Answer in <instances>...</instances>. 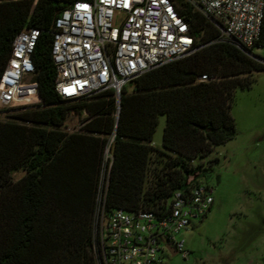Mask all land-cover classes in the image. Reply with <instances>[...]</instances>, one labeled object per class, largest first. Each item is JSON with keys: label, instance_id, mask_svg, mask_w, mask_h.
<instances>
[{"label": "trees", "instance_id": "1", "mask_svg": "<svg viewBox=\"0 0 264 264\" xmlns=\"http://www.w3.org/2000/svg\"><path fill=\"white\" fill-rule=\"evenodd\" d=\"M76 1L84 0H0V77L15 37L41 31L32 57L41 103L0 121V264H97L93 221L107 151L106 212L168 213L176 192L202 185L207 168L200 161L236 138L235 91L250 89L253 73L264 70L189 0H172L194 37V54L130 82L120 102L112 90L62 99L53 26ZM256 47H264V22ZM72 112L86 115L68 133ZM162 116L158 149L152 144Z\"/></svg>", "mask_w": 264, "mask_h": 264}, {"label": "built area", "instance_id": "2", "mask_svg": "<svg viewBox=\"0 0 264 264\" xmlns=\"http://www.w3.org/2000/svg\"><path fill=\"white\" fill-rule=\"evenodd\" d=\"M37 2L38 0H34ZM225 40L253 51L261 40L264 0H189ZM41 31L26 29L14 39L0 77V115L41 103L33 54ZM51 53L55 88L62 99H87L122 90L142 75L194 54V37L172 0H84L63 10L53 26ZM249 56V55H248ZM252 59L264 65L259 56ZM202 81L207 80L203 76ZM107 162L112 159L107 151ZM108 173L103 170L94 214L97 264H162L161 250L189 256L176 236L203 219L214 204L205 185L176 192L169 212L105 208Z\"/></svg>", "mask_w": 264, "mask_h": 264}, {"label": "rangeland", "instance_id": "3", "mask_svg": "<svg viewBox=\"0 0 264 264\" xmlns=\"http://www.w3.org/2000/svg\"><path fill=\"white\" fill-rule=\"evenodd\" d=\"M252 53L264 59V47ZM250 89L235 91L231 110L237 136L200 162L207 171L199 181L213 190L214 204L201 220L176 236L185 242L187 258L161 250L162 264H264V70L254 72ZM127 89L132 91L133 85ZM16 111L0 115L13 121ZM72 112L64 131H79L85 117ZM166 117L159 118L153 146L162 149ZM105 157V169L107 168ZM212 160H218L209 164ZM24 173L15 175L20 179Z\"/></svg>", "mask_w": 264, "mask_h": 264}, {"label": "water", "instance_id": "4", "mask_svg": "<svg viewBox=\"0 0 264 264\" xmlns=\"http://www.w3.org/2000/svg\"><path fill=\"white\" fill-rule=\"evenodd\" d=\"M240 50H242L244 53H246L247 55H249L250 57H254V58H258L256 55H254L252 53V51H244L242 48H240ZM119 102H120V98H119ZM170 250V253L175 256L176 253L172 250V249H169Z\"/></svg>", "mask_w": 264, "mask_h": 264}]
</instances>
